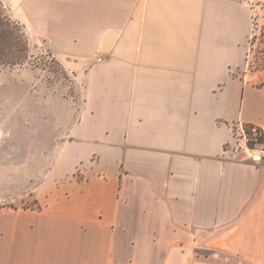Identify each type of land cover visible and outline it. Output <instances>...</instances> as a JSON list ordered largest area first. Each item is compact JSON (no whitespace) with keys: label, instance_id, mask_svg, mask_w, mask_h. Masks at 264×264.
Here are the masks:
<instances>
[{"label":"crops","instance_id":"1","mask_svg":"<svg viewBox=\"0 0 264 264\" xmlns=\"http://www.w3.org/2000/svg\"><path fill=\"white\" fill-rule=\"evenodd\" d=\"M2 1L73 92L0 164V264H264L263 146L226 150L264 126V0Z\"/></svg>","mask_w":264,"mask_h":264},{"label":"rangeland","instance_id":"2","mask_svg":"<svg viewBox=\"0 0 264 264\" xmlns=\"http://www.w3.org/2000/svg\"><path fill=\"white\" fill-rule=\"evenodd\" d=\"M254 5L256 34L251 39L248 68L259 71L264 70V3ZM25 32L30 42L28 60L23 65L0 66V164L17 161L21 151L34 150L39 134L43 135L47 102L59 100L57 92H73V78L63 63L44 45L34 42L26 28ZM248 145L258 147L254 142ZM29 202L34 204L32 199Z\"/></svg>","mask_w":264,"mask_h":264},{"label":"trees","instance_id":"3","mask_svg":"<svg viewBox=\"0 0 264 264\" xmlns=\"http://www.w3.org/2000/svg\"><path fill=\"white\" fill-rule=\"evenodd\" d=\"M29 50L30 42L24 24L14 18L0 0V66L25 64Z\"/></svg>","mask_w":264,"mask_h":264},{"label":"built area","instance_id":"4","mask_svg":"<svg viewBox=\"0 0 264 264\" xmlns=\"http://www.w3.org/2000/svg\"><path fill=\"white\" fill-rule=\"evenodd\" d=\"M256 33L253 32L252 37ZM251 37V39H252ZM254 142L256 146H263L259 152H254L257 147H249L248 143ZM226 150L235 151L243 148L252 153V156L256 155L257 160H261L260 157H264V126H246L235 129L233 134V140L226 143Z\"/></svg>","mask_w":264,"mask_h":264},{"label":"water","instance_id":"5","mask_svg":"<svg viewBox=\"0 0 264 264\" xmlns=\"http://www.w3.org/2000/svg\"><path fill=\"white\" fill-rule=\"evenodd\" d=\"M261 159H264V157H260Z\"/></svg>","mask_w":264,"mask_h":264}]
</instances>
